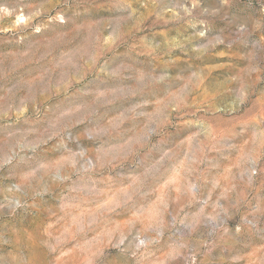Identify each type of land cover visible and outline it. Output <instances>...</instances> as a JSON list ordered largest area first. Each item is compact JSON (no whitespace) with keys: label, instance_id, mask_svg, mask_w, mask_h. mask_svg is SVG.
I'll return each mask as SVG.
<instances>
[{"label":"rangeland","instance_id":"1","mask_svg":"<svg viewBox=\"0 0 264 264\" xmlns=\"http://www.w3.org/2000/svg\"><path fill=\"white\" fill-rule=\"evenodd\" d=\"M0 264H264V0H0Z\"/></svg>","mask_w":264,"mask_h":264}]
</instances>
